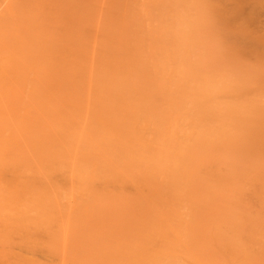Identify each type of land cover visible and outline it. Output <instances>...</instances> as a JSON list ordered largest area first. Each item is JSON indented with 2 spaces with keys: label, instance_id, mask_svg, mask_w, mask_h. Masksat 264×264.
<instances>
[{
  "label": "rangeland",
  "instance_id": "374dc122",
  "mask_svg": "<svg viewBox=\"0 0 264 264\" xmlns=\"http://www.w3.org/2000/svg\"><path fill=\"white\" fill-rule=\"evenodd\" d=\"M0 264H264V0H0Z\"/></svg>",
  "mask_w": 264,
  "mask_h": 264
}]
</instances>
